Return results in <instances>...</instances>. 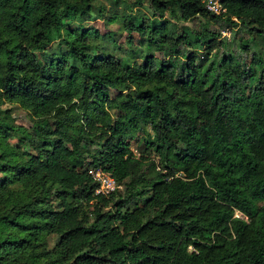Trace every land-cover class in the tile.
<instances>
[{
    "label": "trees",
    "instance_id": "trees-1",
    "mask_svg": "<svg viewBox=\"0 0 264 264\" xmlns=\"http://www.w3.org/2000/svg\"><path fill=\"white\" fill-rule=\"evenodd\" d=\"M113 2L159 55L92 56L70 30L43 62L92 0H0V102L33 118L14 145L0 114V264H264V0Z\"/></svg>",
    "mask_w": 264,
    "mask_h": 264
},
{
    "label": "rangeland",
    "instance_id": "rangeland-1",
    "mask_svg": "<svg viewBox=\"0 0 264 264\" xmlns=\"http://www.w3.org/2000/svg\"><path fill=\"white\" fill-rule=\"evenodd\" d=\"M133 3V7L140 10L147 16H151V11L144 3H136L135 0H129ZM134 8V9H135ZM127 14L122 2L117 4L113 0H92V11L89 14H84L82 20L73 19L66 27L61 28V34L54 30L50 40L47 43L44 51L39 52L43 62H50L51 59L56 60L63 56H68L67 44L63 41L67 37L70 30L86 39L88 42L85 50L92 56H108L118 57L125 62L131 63L135 59L142 61L147 55H159V51L148 41L145 36L137 30L128 31L123 27V17ZM164 17L173 27L187 26L193 29L198 26L196 20L178 21L170 16L169 12H165ZM234 29H225L221 33V37L225 38V47L228 52L236 42ZM114 93L113 89H109V94ZM111 113L113 111L111 110ZM0 114L5 116L2 118L3 124L10 128L11 136L7 137L10 144L18 145V135L22 136L32 130L33 118L29 111L21 107L18 103L9 102L1 99ZM45 129L52 128L49 124L44 125ZM22 130V131H21ZM140 138L143 137V132H139ZM142 140L132 141L131 149L135 154H139L142 150ZM4 175L0 167V177ZM121 188V187H120ZM48 247L52 248L56 242L55 234L47 236Z\"/></svg>",
    "mask_w": 264,
    "mask_h": 264
},
{
    "label": "built area",
    "instance_id": "built-area-1",
    "mask_svg": "<svg viewBox=\"0 0 264 264\" xmlns=\"http://www.w3.org/2000/svg\"><path fill=\"white\" fill-rule=\"evenodd\" d=\"M204 1L206 7L213 10L214 12H220L224 8L220 4V0H202ZM89 172L93 175L94 179L98 181L97 192H109L115 188H120L122 185L116 181V179L111 176L108 172L102 170L101 168H89Z\"/></svg>",
    "mask_w": 264,
    "mask_h": 264
}]
</instances>
